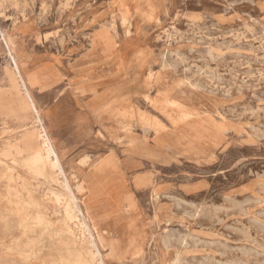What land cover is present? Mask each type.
<instances>
[{"label":"rangeland","instance_id":"obj_1","mask_svg":"<svg viewBox=\"0 0 264 264\" xmlns=\"http://www.w3.org/2000/svg\"><path fill=\"white\" fill-rule=\"evenodd\" d=\"M103 259L264 264V0H0V264Z\"/></svg>","mask_w":264,"mask_h":264},{"label":"bare ground","instance_id":"obj_2","mask_svg":"<svg viewBox=\"0 0 264 264\" xmlns=\"http://www.w3.org/2000/svg\"><path fill=\"white\" fill-rule=\"evenodd\" d=\"M10 57L13 58V54H10ZM14 69L17 71V74H18L17 77L19 78V83L21 84V86L24 87V90H25V93H26V99H25V100L19 99L17 103H21L23 107H26V109H27V107L31 108L32 113H33V115L35 116V120H36V121H37V120L42 121L41 118L39 117V115H40V110H39V108H38V105H37V103H36V101H35V99H34L33 94L31 93V91H30V89H29V85L27 84V81L25 80V78H23V75H21V72H20L21 68H20L19 63H17L15 60H14ZM18 85H19V84H18ZM43 126H44V125H43ZM55 147H56V146H55ZM52 149H53V151L55 152V149H54L53 147H52ZM56 149H57V147H56ZM36 151H38V149H36ZM57 151H58V149H57ZM57 151H56V156H55V157H56L57 164L61 165V166H62V170H64V169H63V164H62L61 161H60V160H62V159H60L59 151H58V155H57ZM42 156H44L43 153L38 152V153L35 155L34 158L41 159ZM66 179H67V178H66ZM67 183H68V186L71 187L70 184H69V182H68V180H67ZM92 235H93V234H92ZM101 257H102V254H101ZM100 260H101V259H100ZM103 261H104V264H106L105 259H103Z\"/></svg>","mask_w":264,"mask_h":264},{"label":"crops","instance_id":"obj_3","mask_svg":"<svg viewBox=\"0 0 264 264\" xmlns=\"http://www.w3.org/2000/svg\"><path fill=\"white\" fill-rule=\"evenodd\" d=\"M53 60V59H52Z\"/></svg>","mask_w":264,"mask_h":264}]
</instances>
